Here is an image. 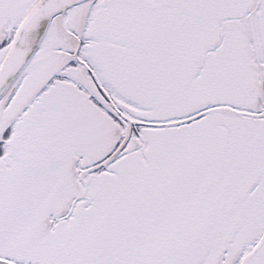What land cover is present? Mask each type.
<instances>
[{
  "label": "snow or ice",
  "instance_id": "obj_1",
  "mask_svg": "<svg viewBox=\"0 0 264 264\" xmlns=\"http://www.w3.org/2000/svg\"><path fill=\"white\" fill-rule=\"evenodd\" d=\"M0 264H264V0H0Z\"/></svg>",
  "mask_w": 264,
  "mask_h": 264
}]
</instances>
